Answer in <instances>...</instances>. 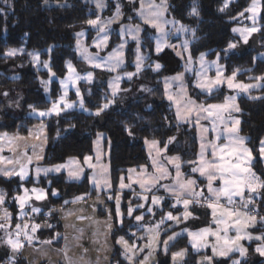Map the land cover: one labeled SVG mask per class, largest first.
Returning a JSON list of instances; mask_svg holds the SVG:
<instances>
[{
  "label": "trees",
  "instance_id": "trees-1",
  "mask_svg": "<svg viewBox=\"0 0 264 264\" xmlns=\"http://www.w3.org/2000/svg\"><path fill=\"white\" fill-rule=\"evenodd\" d=\"M61 1V0H60ZM170 10L180 21L185 22L195 31V42L193 52L208 51L210 58H220L225 66L226 73L232 75L236 72L239 81L250 82L257 77L264 76V58L259 56L264 51V0H262V13L260 17V31L257 33L259 50L250 49L246 52L226 49L230 44L236 43L237 38L232 28L237 24L238 15L247 9L251 0H237L225 11H221L225 0H168ZM195 7L199 15H190ZM0 130L17 131L27 133L28 126L35 124L38 120L26 116L29 106L37 109H46L57 99L60 93L59 82L55 79L51 84V99L44 93L41 80L49 77L47 71L29 68V55L33 51L42 53V58L50 57L51 69L58 78L66 73L67 60L74 61L79 67L74 50L76 33L88 29V20L95 16L88 4L82 0H68L66 5L45 7L43 0H0ZM247 16V13H245ZM23 49L21 54L8 57L6 53L10 49ZM131 53V52H130ZM157 59L163 68L160 72L146 67L142 79L154 85L150 94V106H146L144 98L130 101L123 107H111L100 115L87 114L79 110H73L62 115L50 118L48 124V147L46 149V162L48 164L63 163L70 158L83 160L84 157L93 154L94 139L99 132H104L108 138V163L111 180V196L108 204L111 207L114 218V231L112 235L115 252L111 264H128L122 256V248L116 243L123 236L129 242L133 241L134 219L127 217L128 201L131 196L129 192L122 193L119 211L124 213L123 224L119 223L115 197L120 192V178L128 170L149 166V156L145 149L146 140L158 141L160 147L164 148L170 143V152L181 156L185 172H190L189 161L196 160L198 143L195 137V129L189 125L177 124L175 113L165 100L160 76L170 74L181 69L176 56L166 49L152 57ZM22 65V67L20 66ZM84 67V65H83ZM18 68V69H17ZM82 68V67H81ZM12 70L19 72L20 77H12ZM264 82V81H263ZM19 88L22 91V100L19 109L20 114L11 115L7 112V98L2 95L6 90ZM85 93L87 89L91 92L85 94V105L92 110H98L107 100V86L104 81L95 82L91 85L84 84ZM17 90V89H16ZM225 89L213 93L210 96L201 95L193 88L191 94L202 102L221 101ZM253 96L239 98L240 133L246 138V144L255 156L253 168L264 178V168L260 157V141L264 138V87ZM257 95V96H256ZM252 97H257L253 99ZM21 127H19V124ZM131 132V134H129ZM0 184L8 187L7 199L11 200L13 214H17L18 206L14 200L16 193H21L22 187L33 186L42 188L47 192L46 210L49 208L69 207L76 197L89 198L97 194V190L90 183V173H86L82 179L69 181L64 175L43 176L38 181L17 180L10 182L0 179ZM17 183L18 188L13 184ZM56 192V195H53ZM264 192V190H263ZM123 200V201H122ZM65 201H69L65 204ZM131 202V201H129ZM135 202V201H134ZM131 202L130 205L135 204ZM264 208V200L261 201ZM1 214L3 208L0 206ZM35 216V215H33ZM41 217V216H40ZM35 218V217H34ZM17 220V216L14 217ZM51 227L37 233V240L44 241L52 239L56 233H60L59 239L53 240L57 247L63 245V226L57 214L49 216ZM187 245L184 239L176 243L172 250H177ZM8 248L0 244V262L9 258ZM249 257H252L249 255ZM254 257V256H253ZM257 262H249L247 258L241 264H264V258ZM189 264H195L193 257ZM167 261L163 264H169ZM16 264H26L24 258L16 261Z\"/></svg>",
  "mask_w": 264,
  "mask_h": 264
},
{
  "label": "snow or ice",
  "instance_id": "snow-or-ice-1",
  "mask_svg": "<svg viewBox=\"0 0 264 264\" xmlns=\"http://www.w3.org/2000/svg\"><path fill=\"white\" fill-rule=\"evenodd\" d=\"M6 2V0H5ZM47 2V0H45ZM130 2H135V0H130ZM230 0H225L224 7H228ZM140 6L137 9V15L141 18L144 24L150 25L152 28L156 29L159 36L156 38V51L159 53L162 49L167 46L171 48H176L175 45L168 43V38L171 33L167 30V26L171 24L176 33H187L189 29L183 24H179L178 21L168 20L165 18V13L167 12V0H160V3H156V0H139ZM106 5L103 0H97V8L103 9ZM262 5L260 0H252V4L249 8L245 9L246 12L251 13L249 17L252 20V26L246 28H234V32H239L243 37L244 43L248 42V37L251 33H256L260 31L257 26V15L261 11ZM3 9H0L2 12ZM223 11V9H221ZM190 15H199L195 7L192 8ZM241 16L244 12L240 13ZM121 18L120 5L117 4L116 15L109 18L106 22H102L99 17L95 20H88L87 23L97 27L98 36L94 41L96 48L103 50L108 43L109 35L108 28L109 25L116 22ZM131 19V18H129ZM177 25H179L177 27ZM142 31L140 25H126L121 29L122 34L131 35L132 39L139 40V33ZM193 36L195 31L192 30ZM84 33H78V36H83ZM79 51L83 58L87 60L96 68H106L109 71H116L123 63V49L125 44H120L116 49L108 54L107 57H100L98 54L92 55L89 53L88 48L84 47L81 42L77 41ZM235 44H230L229 48H235ZM183 48L188 51V67L186 70H190L191 65V53L189 51V41H183ZM18 51L16 49H10L6 55L8 57L14 56ZM140 53L139 46L137 47V57H136V73H127L128 79H131L136 75L142 67L145 57ZM177 55L183 54L177 52ZM33 59L36 63H39V56L34 55ZM215 66L216 76L215 78H210L208 76L209 69ZM44 67L48 68V64L45 63ZM161 67L159 63L155 65L158 70ZM69 75L66 80L61 81L65 91L64 94L59 98L58 101L53 102L51 109L47 111L39 112V116H48L53 113L59 115L60 112L64 111L66 108L74 107V104L67 103L65 97L67 96V89L70 83H74L76 80L81 78L91 80V73L87 77H80L75 73V69L69 63L68 65ZM49 72L51 69L49 68ZM55 75V73H52ZM199 79L197 81V87L205 90L207 93L211 94L214 88L225 83V78H223V69L218 64H206L204 54L200 55V71L197 73ZM236 77V72H233L232 76L226 78V83L228 88L238 89L241 92L247 93L252 87H257L259 85H249L244 83H234ZM122 79L121 76L117 75L113 80L111 86L113 88V95L116 94L119 88V81ZM257 80L264 81V76L257 77ZM173 81H179V89L175 93L169 92L167 99L172 102L176 107V116L182 122L193 121L201 129L200 136V151L198 154V159L194 161H189L188 163L195 165L192 167L191 171L193 173H199L201 177H205L207 184V193L205 196V190L199 188L196 179L186 178L181 171V164L179 163L180 157L169 158V163L173 164L175 168V174L172 175L168 168L164 166L163 163L159 162L157 159H152V167L154 171L149 174L147 168L142 169V173L136 178L132 179L130 175L128 177L132 183L138 184L143 192H151L157 185L160 184L161 180L171 178L174 182L171 185L165 184L162 187L168 191L176 201V204H182L185 212L183 213V218L187 219L191 213L188 211L189 206L192 203L201 204L203 199L204 205L210 208L212 214V223L217 227H206L200 229L196 232H188L191 237L192 246L200 251L211 247L213 256L227 257L232 252H239L240 256L246 255L247 249L244 248L240 241L242 240H257L262 243L256 248V251L264 256V235L253 236L247 231L249 227H254L257 223L264 225V216H260L258 220V211L255 209V197L253 194H257L260 190H264V178L258 176L256 172L251 167V161L254 159L252 156V151L246 146V138L238 135V125L240 124L239 119H233L232 113L239 112L240 108L236 104V97L230 96L226 97L223 103L219 104H201L192 100L187 94V89L184 86V76L183 74H178L172 78ZM47 85V81L43 82ZM167 83V81H166ZM170 87V85H169ZM7 95V93H5ZM77 95L79 96V89L77 88ZM257 99V97H252ZM63 105V107H61ZM81 108L84 107L83 99L80 100ZM109 107V103H105L102 108L98 109L96 115H100L102 111ZM201 120L210 121V128L201 125ZM209 130L215 133L214 139H208L204 134L208 133ZM35 138L40 139L43 134V126L35 130ZM131 134V132H129ZM30 135L33 133L30 132ZM103 138V134L99 135V139ZM25 137L19 135L9 136L7 133L0 134V175L6 177L19 176L21 180L26 179L29 173V165L33 163V156H29L27 151H19L20 145L19 141L25 140ZM46 139V138H45ZM223 139L224 142H221ZM147 143V141H146ZM158 141L153 140L151 146L155 147ZM28 146L25 145V149ZM37 147L40 145H31L35 159L38 161L43 157L36 153ZM5 149L12 153L11 156L3 155ZM42 150V148H41ZM259 153L261 157H264V140L260 141ZM160 155V150L157 149V156ZM151 156V153H150ZM210 157V158H209ZM91 156L84 157V163L88 168L96 169L93 172L91 181L96 188H106L111 189L112 185L108 177V168L106 165L97 163L93 164ZM96 160L100 161V155L96 156ZM11 167H8V166ZM75 165V167H73ZM62 169H67L68 177L70 179H80L84 171L79 165V161L75 158H70L67 164L56 165L52 168H40L35 169L36 176L39 177L41 173L47 175L49 172H60ZM135 169L130 170V172H135ZM124 177L120 178L119 189L123 190L125 188H131V184L124 183ZM216 181L220 182L219 187H214ZM248 193L246 196L245 193ZM53 192V195H56ZM35 198V200L42 201L47 198V192L43 189L33 188L31 190L25 188L22 195H17L14 199L18 202L20 212L19 219L20 223L14 225V231H9L13 228L11 223L12 214L4 209L3 216H0V230L5 232L6 238L4 243L7 244L13 253H19L24 247L25 242L34 246L37 242L36 233L41 228L39 223L29 222L28 212L24 209L29 205V202ZM114 197L109 195L108 199H113ZM141 199L145 202L149 201V196L142 195ZM84 197H76L71 203H78L83 201ZM117 205V215L120 217L119 223L123 224L124 213L119 211L120 197L116 196ZM223 201V203H222ZM6 202V194L0 192V206L4 205ZM162 200L160 197L152 196L151 203L153 205L161 204ZM68 204L69 201H65ZM253 206L250 209L249 206ZM144 203L138 204L136 208L131 206L127 209V215L131 217L137 208H144ZM30 211L32 213H40L41 209L38 207H31ZM149 213H152V209H148ZM74 213L69 211L67 215H73ZM154 215V213H152ZM51 215V212H49ZM87 217L80 216L78 219H86ZM136 221H143V215H136L134 217ZM167 220H173L177 223L180 222L181 217L173 216L172 212H168L166 217H162L161 220L155 225L146 227L145 231L147 233L146 237H140V239H147L143 247L136 244L129 243L123 236L119 237L116 241L117 244L121 245L123 248V255L128 261V264H148V261L153 252L159 248V235L160 227ZM51 227V225H48ZM142 226V225H141ZM113 225L111 223H106V228L110 231ZM143 227V226H142ZM82 231V230H78ZM235 233V235H230V232ZM135 235V234H133ZM176 235L169 236L167 241L163 242V250L167 253L168 241L174 240ZM61 237L60 233L49 240L39 241L43 245L51 246L53 240L59 239ZM213 237L214 240L209 243L208 238ZM22 238V239H21ZM63 239L67 241L68 237L64 236ZM79 239V237H76ZM145 248L150 249L148 257L143 260H137L136 256L138 252H143ZM41 251L42 255L47 257V250L38 249ZM62 256V264H87L84 257L81 256L79 259H74L69 255V247L67 243L63 249L58 250ZM87 252V249H85ZM186 254V250H181L180 252L173 253V261L182 259ZM213 256H205L200 264H212ZM107 259V257H105ZM9 264H16V256L13 255L9 258ZM232 264H240L239 260H233Z\"/></svg>",
  "mask_w": 264,
  "mask_h": 264
},
{
  "label": "rangeland",
  "instance_id": "rangeland-1",
  "mask_svg": "<svg viewBox=\"0 0 264 264\" xmlns=\"http://www.w3.org/2000/svg\"><path fill=\"white\" fill-rule=\"evenodd\" d=\"M67 1L68 0H61V1L60 0H47V2H45V0H43V5L45 7L62 6V5H66ZM82 1L89 5L91 12L95 13V16H92V18L90 20H95V19H97V17H99L102 22H106L109 18H112L116 15L117 4L120 5L121 18L119 20H117L116 22L112 23L111 25H109V28H108L109 40H108L107 46L103 50L96 48L94 45V41L97 39V36H98L97 27L89 24V28H90L91 32H89L88 29L80 30L79 32H77L75 35L76 40H75L74 50L76 51L77 60L81 62L80 63L81 67H83V65H84V68L79 67L72 60H67V62H66V73L61 78H58L56 75H52V73H54V72L51 69L50 57H47L46 59L42 58V53H40L38 51H33L30 53V55H29L30 64H28V67L29 68L33 67L36 70L47 71L49 74V77L45 80L48 82L47 85H45V83H43V82H45L44 80H41V83H42L43 88H44V93L48 99H51L52 81H54L56 79L59 82L60 93H59V96L57 97V99L54 100L53 102L58 101L59 98L64 94L65 89H64L61 81L66 80L68 78V75H69L68 65H69V63L75 69V73L80 77H87L88 74L91 73L92 79L90 81L87 79L81 78L79 80H76L74 83L69 84L68 89H67V96L65 97V100L67 103L74 104V107L66 108L64 111L60 112L59 115H62L64 113H68V112L76 109V110L82 111L84 113L93 114L96 116V112L98 110H92L91 108L87 107L85 105V101H84L85 94L90 93L91 90L87 89L86 93H85V89H83L82 87L84 84L91 85V84H94L95 82H100V81H104L106 83V86H107V93H106L107 100L103 103V105L105 103H109L108 108L117 107V106L123 107L124 105L128 104L130 101L135 100V99H139V98H144L146 101V106H150V99H151L150 94L153 91L154 85H152L151 83H148L142 79V77H143L142 72L146 67L153 69L154 72H160L163 68V65L157 59L154 60V58H151L152 53L158 55V54L162 53L164 50L169 49L176 56V58L179 60L180 65H181V69L178 71H174L170 74H165V75L162 74V76H160L159 80L161 81V84L163 87V93H164L165 100L168 103H170V105L172 106V108L174 110L177 124L189 125L190 127L195 129V133H196L195 137L197 138V143H198V150H197V156H196V160H197L198 154L200 151L201 129L193 121H189V122L185 123V122L180 121L177 118L175 105L167 99V95L169 92L175 93L179 89L180 82L179 81H173L172 78L177 76L178 74H183V76H184L183 83L187 89L188 96L191 97V99L196 101L197 103H201V104H205V105L223 103L225 101L226 97L235 96L236 97L235 102L239 106V98L253 96V94H252L253 92H257L258 90H260L264 87V82L262 80L242 82V81H239L237 79V77H235L234 83H244V84L259 85V86L252 87L247 93L241 92L238 89L228 88L227 83H226V78H229L232 75H229L226 73L225 66L222 64V62L218 56L213 59V58L209 57L208 51H202V52H197V53L193 52V43L195 42V35L193 36L192 30H194V29L192 27H190L188 24H186L185 22L178 20L173 15V13L170 10V4H169L168 0H167L168 8H167V12L165 13V18L168 20L178 21L179 24H183L185 27H187L189 29V31L187 33H176L175 30L173 29V26L171 24H169L167 26V30L171 33V35L168 38V43L171 45H175L176 48H171V47L165 46L162 49V51H160L159 53H157V51H156V38L159 36L158 31L156 29L152 28L150 25L144 24L143 21L141 20V18L137 15V9H139V6H140L139 0H135L134 3L130 2V0H103V3L106 5L105 7H103V9L97 8V0H82ZM235 1H237V0H230L228 7H230V5ZM260 2L262 5V0H260ZM156 3L159 4L160 0H156ZM251 4H252V0L250 1L249 7L251 6ZM224 5H225V2L223 4V6L221 7V9H223V11H225V9H226L224 7ZM243 12H244V15L243 16H241L240 14L238 15V17L236 19L237 24L234 25L232 28V32L237 38L236 43H233L236 45V47L235 48H229L228 47L226 49L227 53H229L231 50H237L238 52L243 50V52H246L247 50H245L244 47L241 45H248L250 42H252V40L255 38V36L258 33V32L251 33L248 37V42L244 43L243 37L240 35V33L233 31L234 28L243 29V28L252 26V20L249 18L251 16V13L246 12L245 10ZM245 13H247V16H245L246 15ZM261 13H262V8H261V11L259 12V14L257 15V26L259 28H260L259 21H260ZM129 18H131V19H129ZM126 25H133V26L140 25V27L142 28V31L139 33V40L138 41L132 39L131 35L121 33V29ZM178 26L179 25H177V27ZM78 33H84V35L78 36ZM78 40L81 42V44L84 47L88 48L89 53H91L92 55L98 54L100 57H107L110 52H112L114 49H116L120 44L124 43L125 44V47L123 49L124 63L116 71H109L106 68H96L92 64H90L87 60H85L83 58V56L81 55L79 48H78V44H77ZM184 40L189 41V51L191 53L190 70H186V67H188L189 62L187 59L188 51H185L183 48V41ZM253 43L254 44L251 47V49L257 51L258 50L257 45H256L257 43H255V42H253ZM138 46L140 49L139 54L143 55L145 57V60L142 64L141 70L136 75H134L131 79H128V77L126 75L127 73H129V72L136 73V57H137V47ZM13 49H16V48H13ZM16 50H22V52L24 51L23 49H20V48L16 49ZM178 51L183 54V58L181 55H177ZM22 52L18 51L17 54H21ZM202 53L204 54L206 64H218L223 69V78H225V83L223 85L219 86L218 88H214L211 94L207 93L205 90H202L196 86L197 81L199 79L197 73L200 71V55ZM34 55L39 56V63H36L34 61V59H33ZM259 56L261 58H264V51H261L259 53ZM45 63L48 64V66H49L48 68L44 67ZM157 63H159L161 65V67L158 70L155 68V65ZM20 66L22 67L21 64H20ZM49 68L51 69V72H49ZM12 75H13L12 77H15V78L20 77L19 72H14V70H12ZM117 75L121 76L122 79L119 81V88H118L116 94L113 95V88H112L111 84ZM208 76L210 78H215V76H216L215 66H213L212 68L209 69ZM166 81H167V83H166ZM169 85H170V87H169ZM77 88L79 89V96L77 95ZM192 88L195 91H197V93H199L201 95H206V96H210L213 93H217L218 91H221L222 89H225L226 92L224 93L223 99L221 101L217 100L214 102H206L205 101L206 99L204 98L202 100V102H199V100H197L191 94ZM5 93H7V95H5ZM2 95L7 98L5 100V101H7V108H8L7 112H9L13 116L20 114V110H18V109H19V106H20L19 104H20V102L22 100V96H23L22 91H20L19 88H14L12 90L10 89V92H9V90H6L5 92L2 93ZM81 98L83 99V104H84L83 108H81L79 106ZM53 102L51 103L50 107H48L46 109H37L34 106L28 107V111L26 113V116L34 118L38 121L35 124L28 126L27 133H21L19 130H17V131L0 130V134L7 133L9 136L19 135L21 137L26 138L25 140H21L18 142L20 145L19 151H25L26 150L29 156H33V163L28 166L29 167V173H28L27 178L23 179V181L30 180V179H32L33 181H38L43 176H57V175H64L67 180L76 181V179H70L68 177L67 169H62L60 172H49L47 175H45L44 173H41L39 175V177L36 176L35 169L37 167L52 168L56 165L67 164L69 161V160H67L63 163H58V164H48L46 162V149L48 147V124H49V120H50V118H52L54 116H58V115L53 113L51 115L41 117V116H39L38 113L41 111H47V110L51 109ZM103 105H102V107H103ZM61 107H63V105H61ZM108 108L105 110H108ZM101 113H103V111ZM239 113H240V111L239 112H233L232 118L233 119H239L240 123H241ZM200 123H201V125L210 128V121L201 120ZM21 124H24V123L20 122L18 128L21 127ZM41 126H43V134L40 136V139L37 140L35 138V134H36L35 130ZM238 130H239L238 135L244 137L240 133V124L238 125ZM30 132L33 133V135H30ZM100 134H103V138L99 139V143H97ZM204 135L208 139H214V137H215V133L212 132L211 130H209V132L205 133ZM263 140H264V138H263ZM146 141H147V143H146ZM146 141H145V149H146L148 156H149V159H150L149 160L150 161L149 166H142L140 168H133L136 170L135 172H130V170H132V169L128 170V172L125 175H123L122 177L125 178L124 179L125 184H131V188H125L123 190L119 189L120 192L117 194V196L122 198L121 197L122 193H126V192L130 193L131 198L129 201H131V202L135 201L134 202L135 204L130 205L131 202L128 201V207L131 206L132 208H136V206L138 204H141V203H144V205H145L144 208H137V210L131 216V218L134 219V217L136 215H143L144 219H143V221H136L134 219L133 225L135 228L132 230V232L135 235H133L134 236L133 241L129 242V243L136 244L140 247H143L146 243H148V241H147V239H140V237H146L147 236V233L145 231L146 227L155 225L156 223H158L161 220L162 217H166V214L168 212H172L173 216H179V217H181V220L179 223H177L176 221L165 219V222L160 227L159 248L155 252L152 253V255L148 261V264H163L164 262L167 261V258L170 261L169 264H189L190 263L189 260L192 257H193V261L195 264H200V262L202 261V259L205 256H213L212 249H211V247H208L206 249H202L200 251H197L192 246L191 237L188 235V232H196V231H199L200 229H203L206 227H212V228L217 227L214 223H212V219H213L212 214H211L212 210L206 206H202V205H204L203 199L201 200V204L192 203L189 206L188 211L191 213V215L187 219H184L183 213L185 212V209H184L183 205L182 204H176L175 198L162 187V185H165V184L171 185L174 182L171 178L161 180L160 184L157 185L151 192H143V190L139 187V185L132 183V181L129 180L128 177L131 175L133 180L136 179L142 173V169L145 167L147 168L148 173L151 174L154 171V169L152 167V159L153 158H155L159 162L163 163L164 166L168 168L169 172H171L172 175L174 176L175 168H174L173 164L169 163V158L178 156V157H180L179 163L181 164V171L184 174V176L186 178L196 179L197 184L199 186L198 190H199V188L204 189L205 190V196L208 195L207 188H206L207 181H206L205 177H201L199 175V173H193L191 171L192 167L195 166L193 164H191V166H190L191 168H190L189 173L184 171V166H183V163L181 161V156L178 154H173L170 152V143H168L166 147L162 148V147H160L159 143L155 147H152L151 142L153 140H146ZM221 142H224L223 139L221 140ZM33 144L41 146V147H37V149H36V153L43 157L42 159H40L38 161L35 159V156L33 154L32 148H31V145H33ZM25 145L28 146L26 149H25ZM246 146L249 148V146L247 144H246ZM41 148H42V150H41ZM157 149L160 150L159 156H157ZM150 153H151V156H150ZM98 154L100 155V161L99 162L96 160V156ZM3 155L11 156L12 153L9 152L7 149H5ZM108 155H109L108 138L104 132H99L94 139L93 154L90 155L93 158L91 162L93 164L100 163V164L106 165L108 168V177L110 179ZM252 156L254 157V159H252V161H251V167L255 171V169L253 168L254 161H255V156L253 153H252ZM260 157H261V155H260ZM261 159H262V164H263V168H264V157H261ZM77 160L79 161L80 167H82L84 169L80 179H82L86 173H90V183H91L92 187H94L99 194L104 192L103 194H106L108 197L111 194V189L96 188L92 184L91 177H92L93 172L96 171V169L88 168L87 165L84 163V159L83 160L77 159ZM8 167H11V166L9 165ZM73 167H75V165H73ZM256 174L258 176H260L257 172H256ZM0 179H4L5 181L10 182L13 179L19 180L20 177L19 176H12L9 178V177L0 175ZM80 179H78V180H80ZM110 182H111V180H110ZM9 186L7 187L6 184L5 185L0 184V192H3L6 194V202L4 205H2L3 212H4V209L7 208V210L12 214V221H13L14 220L13 219V209L6 205L7 203L9 206L11 205L10 204L11 200L9 198L7 199V195L9 194V190H10ZM219 186H220V182L216 181L214 183V187H219ZM13 187L15 189L18 188L17 183H14ZM21 187H22L21 193H16V195L14 197H16L17 195H22L23 190L25 188H27L29 190H31L33 188L42 189V188H39L36 186L28 188L27 186H23V184L21 185ZM142 195L149 196V201L148 202L143 201L141 199ZM245 195L247 196L248 193L246 192ZM253 195L255 197V206L254 207L258 211V220H259L260 216H264V208H261V201L264 200V192H263V190H260L257 194H253ZM152 196L160 197L162 200L161 204L153 205L151 203V197ZM34 200H35V198L33 197V199L29 202V205L30 206L32 205L31 207H35ZM36 201L41 202L38 200H36ZM15 202L17 203V206L19 209L18 214H17V218H18V220H20L19 219V212H20L19 204L16 200H15ZM43 202H44L43 206H44V208H46V203L44 200H43ZM222 203H223V201H222ZM249 207H250V209L253 208V206H251V205ZM57 208H65V207L62 206V207H57ZM149 208L152 209V213H154V215L152 213L148 212ZM30 209H27V206L24 209L26 212H28V219H30L34 214L30 211ZM49 209H53V208H49ZM2 215H3V213H2ZM127 217H129V216L127 215ZM10 230L13 231L14 228H12ZM247 231L249 233H251L253 236L264 235V225H262L261 223H257L254 227H249L247 229ZM174 234H179V235H176V238L174 240L168 241L167 253H165V251L163 250V248H164L163 242L167 241L168 237L173 236ZM230 235H235L234 231L230 232ZM2 239L4 240L5 238L2 237ZM184 239L187 240L186 246H182L177 250H172V247L176 243H178L179 241H182ZM208 240H209V243H211L214 240V238L209 237ZM240 243L244 248L247 249L245 256L241 257L239 252H232L227 257L213 256L212 264H232L233 260H239L240 264H241V262H243V260L246 258H247V260L248 259L250 260L249 262L253 263V262L258 261V260H256L257 256L264 258V256H261L256 251V248L262 243L261 241L245 239V240L240 241ZM119 246L122 248L121 245H119ZM181 250H186V254L184 255V257L182 259H178L177 261H173V258H172L173 253L180 252ZM150 251H151L150 249L145 248L143 252L137 253L136 259L137 260H143L145 257H148ZM122 253H123V248H122ZM249 255H251L252 257H249ZM0 256L3 257L4 255H0ZM122 256H123V258H125L123 254H122ZM1 257H0V259H2ZM0 264H9V260L7 258L3 259V261L0 262Z\"/></svg>",
  "mask_w": 264,
  "mask_h": 264
},
{
  "label": "crops",
  "instance_id": "crops-1",
  "mask_svg": "<svg viewBox=\"0 0 264 264\" xmlns=\"http://www.w3.org/2000/svg\"><path fill=\"white\" fill-rule=\"evenodd\" d=\"M103 193L99 194L97 192L95 196L85 198L78 203H72L66 208H53L49 210L44 208L43 200L41 202L34 200L35 207L40 208L41 211L38 214L34 213L33 215L35 216H32L29 222H35L41 225L38 232L47 230L50 228L48 225H51L49 222V212H51V214H57L63 226V237H68L67 241L63 240L62 247H57L54 244L51 246L43 245L37 240L34 246H30L25 242V247L19 253H13L11 248L8 247L2 239V237L6 238L3 230H0V244L8 248L9 258L13 255L16 256V261L20 258H24L26 264H62V256L58 250L63 249L66 243L70 249L69 255L74 259H79L83 256L87 264H111V259L115 252L112 239L114 218L111 207L107 202L110 199L107 200V195ZM29 206L30 205L27 206V209H30L32 205ZM18 211L16 212L17 214ZM69 211L74 214L67 215ZM17 214H13V219ZM1 216L3 215L1 214ZM80 216L87 218L78 219ZM11 223L14 228V225L20 223V220L17 218V220H13ZM106 223H111L113 225L110 231L106 228ZM9 231L11 230L9 229ZM37 233L35 234L36 237ZM76 237H79V239H76ZM38 249L47 250V257L42 255L41 251H38ZM85 249H87V252H85ZM105 257H107V259H105ZM260 259L261 258L257 256L256 260L259 261Z\"/></svg>",
  "mask_w": 264,
  "mask_h": 264
},
{
  "label": "water",
  "instance_id": "water-1",
  "mask_svg": "<svg viewBox=\"0 0 264 264\" xmlns=\"http://www.w3.org/2000/svg\"><path fill=\"white\" fill-rule=\"evenodd\" d=\"M253 42H255V43H257L256 45H257V49L259 50L260 49V46H259V44H258V37H257V35L255 36V38L252 40V42H250L248 45H241V46H243L244 47V49L245 50H250L251 49V47L253 46ZM241 53L243 52V50L242 51H240ZM82 68H84V67H82Z\"/></svg>",
  "mask_w": 264,
  "mask_h": 264
},
{
  "label": "built area",
  "instance_id": "built-area-1",
  "mask_svg": "<svg viewBox=\"0 0 264 264\" xmlns=\"http://www.w3.org/2000/svg\"><path fill=\"white\" fill-rule=\"evenodd\" d=\"M0 213H1V209H0Z\"/></svg>",
  "mask_w": 264,
  "mask_h": 264
}]
</instances>
